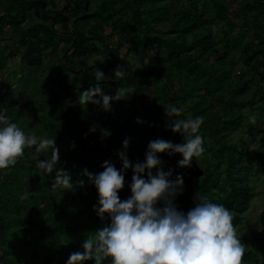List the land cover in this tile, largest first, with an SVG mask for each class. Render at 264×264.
I'll list each match as a JSON object with an SVG mask.
<instances>
[{
    "label": "trees",
    "instance_id": "trees-1",
    "mask_svg": "<svg viewBox=\"0 0 264 264\" xmlns=\"http://www.w3.org/2000/svg\"><path fill=\"white\" fill-rule=\"evenodd\" d=\"M47 1L0 0V10L6 9V14L0 13V37L8 26L16 31L20 29V25L34 12L41 18L22 30L16 49L6 46L0 53V74L6 58L14 56L17 51L22 54L21 62L25 67H41L46 44L60 39L66 41L67 47L57 54L52 69L62 77L66 76V81L82 90L96 83L93 75L96 68L103 71L102 66H110L114 72L122 66L128 69L127 76L112 77L111 81L107 78L103 86L108 93L114 94L123 84L127 87L128 97L113 100L111 109L105 111L95 103L82 105L78 95L67 92V89L52 98L48 90L41 94L43 101L36 102L40 111L46 114L47 110L49 117L51 112L56 115L52 122L46 124V127L50 126V132L42 133V136L56 137L58 148L62 139L69 138L68 149L60 154L58 167L69 173L72 186L53 188L54 173H45L44 178L40 175L42 170L37 167V159L46 157L41 154L35 158V146L27 148L16 164L0 169V264H66L72 252L84 251L85 239L94 238L95 230L109 222L101 219L93 207L98 203L99 194L85 169L92 173L103 171L106 160L118 169L122 168L119 153L124 148V136L130 138L126 152L133 164L145 160L150 140L164 138L174 143L183 142L181 133L166 126L165 104L182 107V118L199 115L205 118L201 125L205 151L198 160L194 157L190 166L181 167L177 162L182 154H159L165 171L173 169L172 179H176L177 174L183 175L184 190L175 198L178 208L187 212L195 206V197L200 193L214 202L223 203L231 209L233 222L240 221L254 196L249 177L261 168L260 163L254 165L255 160L264 157V152L248 150L243 143L234 140L236 135L241 138L249 135L245 122L250 116L245 117L241 97L250 91L249 102L258 97L264 105V70L254 63L256 54H264V0H254L240 10L230 12L238 24L228 20L229 29L241 34V31L253 28V36L247 47H243L240 58L252 67L247 70L257 76L247 78V70L244 69L231 81L229 88L222 84V58L208 64L200 60L213 45L211 22L201 16L206 15L211 6L214 7V15L227 14L228 4L222 0H188L181 6L178 5L180 0H103L100 13L88 8L90 3H98L99 0H69L66 10L70 4L75 5L68 36L56 31L60 21L57 15L50 21L46 20ZM198 2L201 3L197 7ZM171 8L175 9L167 16L169 29L162 35H154L157 25L151 23L148 16L156 15L159 21ZM92 19L95 21L93 24L90 22ZM105 21L120 32L114 44L108 43L101 35L98 24ZM127 28L129 33L126 35ZM100 39L105 44L103 50L97 45ZM131 48L148 59V66L129 69L122 65L121 62L130 56ZM195 52L200 55L198 60L193 56ZM222 52L220 57L226 54L224 49ZM178 68L181 71L175 86V80L167 73ZM161 75L170 79L163 80ZM66 81L61 84L67 85ZM137 105L144 114L139 120L129 113V110L137 111ZM118 113L124 114L126 120L118 118ZM72 122L75 125L72 126ZM93 125L96 131L90 130ZM101 128L109 129L111 136L114 133L118 135L116 145L109 138L107 144L99 146L103 137ZM166 158L174 162L167 165ZM132 176L133 169L129 168L125 186L119 191L121 199L131 195ZM83 180L86 181L85 191ZM23 194H26L25 198H22ZM37 216H42V219L38 221ZM239 238L242 243L251 245L245 249L242 264H264V257L257 252V245L264 248V239L245 235ZM110 259L106 258L102 264H110ZM84 264L95 262L90 259Z\"/></svg>",
    "mask_w": 264,
    "mask_h": 264
},
{
    "label": "clouds",
    "instance_id": "clouds-1",
    "mask_svg": "<svg viewBox=\"0 0 264 264\" xmlns=\"http://www.w3.org/2000/svg\"><path fill=\"white\" fill-rule=\"evenodd\" d=\"M114 73V78L126 77L128 69L118 66ZM93 75L96 83L79 95L82 105L92 102L107 111L113 100L128 97L123 84L114 94L104 91L103 82L108 77L101 69L96 68ZM182 112V107L165 104L166 126L181 133L183 142L164 138L150 140L145 160L133 164L126 152L130 138H125L119 153L122 168L106 160L103 171L92 173L85 169L99 194L98 203L93 207L101 219L109 222L95 230L94 238L85 239L84 251L72 252L66 264H84L90 259L102 264L106 258H111L110 264H242L245 244L237 235L231 209L200 193L195 197V206L187 212L175 203L177 195L184 190V178L177 174L172 179L173 169L165 171L159 154H182L177 163L184 167L190 166L193 158H199L205 151L201 133L204 116L182 118ZM250 119L254 122L255 115ZM90 130L96 131V126ZM100 131L103 136L111 135L107 128ZM33 146L36 153L46 157L37 159V167L42 170L40 175L44 178L45 173H54L53 188H70L69 173L58 167L56 137L26 132L0 108V169L16 164L25 150ZM129 168L133 169L131 195L121 199L119 191L125 186Z\"/></svg>",
    "mask_w": 264,
    "mask_h": 264
},
{
    "label": "rangeland",
    "instance_id": "rangeland-1",
    "mask_svg": "<svg viewBox=\"0 0 264 264\" xmlns=\"http://www.w3.org/2000/svg\"><path fill=\"white\" fill-rule=\"evenodd\" d=\"M67 1L69 0H48L47 5H45L46 11L44 12L47 21H50L51 18L54 17V15H57V18L60 21L58 22L55 29L65 36H68L71 33V25L74 20L73 13L75 5L70 4L68 7L66 6L68 8V10H66L65 5H67ZM102 1L103 0H99L98 3L92 2L88 5V8L100 13L102 11ZM214 1L215 0H213V2ZM222 1L228 4L227 14L216 16L214 15V7L211 6L209 11H207V14L201 16L204 20L211 22L210 29L212 30L211 32L213 45L210 48V51L201 58L198 52H195L193 56H195L197 60L200 58L201 62H203L204 64L216 63L218 62V59L222 58V60L220 61L222 63L220 70V73L223 76L222 84L223 86L229 88V84L231 83V81L239 77L242 70L252 68L249 64H247V62L242 61V58H240V53H243V47H247L248 40L252 38L254 31L253 28L249 27L247 30L241 31V34L235 33L232 29H229V23L227 21L231 20L232 23L238 24V20L235 18L234 14H230V12L234 9L240 10V8H242L245 4L251 3L254 0ZM187 2L188 0H180L178 5L181 6L182 4H185ZM200 3L201 2H198L196 4L197 7L200 6ZM174 9L175 8L169 9L167 14H164L165 16L159 21L156 20V15L150 14L148 16L151 23H155V25H157V31H153L154 35H162V32H165L169 29L170 21L167 16L168 14H172V11ZM57 10H60V13H57ZM0 13L6 14V9L0 10ZM106 14L107 13H105L104 15ZM93 19L90 21L91 24L95 22ZM40 20L41 18L34 12L33 16L31 18H28L25 23L23 22L20 25L21 28L17 31L9 28L8 26L6 28L7 30L0 37V53L6 48V46L9 49H16V45L22 30L32 26L35 21L38 22ZM98 25L100 27L99 29L101 30V35L103 34V37L106 39V41H108V43L110 44H114L120 32L118 30H114L108 21L99 23ZM88 28L92 29V26H89ZM158 29L162 31H159ZM124 33L127 35L129 33V28H127L126 32ZM121 37L124 38L123 35ZM236 37H239L236 41H234L235 39L231 40V38ZM97 45L102 50L105 48V44L102 39L97 41ZM66 47V41L64 40L57 39L51 43L48 42V44H46L44 48V64L41 67L35 69H30L29 67L27 68L23 65V63L21 62L22 54L18 51L14 56L8 57L5 60L3 72H1L0 74V108H3L4 112L10 117V119L14 122H17L18 125L22 127L26 132H30V129H32V132L41 137H44V135L42 136V133L46 134L50 132V126L46 127V124L48 122H52L56 118V115L51 112V115L49 117L47 110L46 114L42 113L40 111V106L36 103L37 101L39 102V100L43 101V95L41 94L46 93V90L49 91V97L51 98L59 94V91L64 92L66 89L67 92H70L71 94H77L79 98V95L82 91L90 88L84 87L81 90L80 87H77L71 82L69 83L68 81H66V76L62 77L56 70L52 69L56 61L57 54L61 53L63 49H66ZM132 47L134 46L132 45ZM148 49L152 51V49ZM222 49L226 51L224 57H220L221 55H223ZM139 52L140 51H134V49L131 48L129 54L130 56L128 58L126 57V61L121 62L122 65L129 69L136 66L139 68L145 67L148 64V59L144 56H140L138 54ZM254 63L255 65L260 67V70H264V54H256ZM102 67L106 77H108V80L111 81L113 79L112 77H114L115 75L114 72H111L112 67ZM113 67H116V65H114ZM180 71L181 70L178 68V70L168 71L171 73H167L171 78L175 80V86H177L178 74L180 73ZM245 73L247 74V78L257 76V74L253 71L249 72V70H247ZM182 75L185 77L187 76V74ZM258 76H261V74ZM161 78H163V80H168L169 77L167 78L165 75H161ZM63 81H66L67 85L61 84V82ZM262 83L264 84V81ZM39 89L42 92H40ZM104 91L108 93L107 90ZM241 99L244 103L241 108L244 109L243 112H245V117H251L252 115H255L256 119L253 122L250 117L249 119L246 118L247 121L245 122V127L248 128L249 135L246 138H241L240 135H236L234 140L237 141V143H243L245 145L244 147L248 150H257L258 153H262L264 152V105L262 106V103L258 97L249 102V99H251L250 91L248 94L243 95ZM88 103L93 104L92 102ZM137 106V111L133 112L132 110H129V113L136 115V119H140L144 116V114L142 113V108H140L139 105ZM123 116L125 115H120V113H118L117 115L118 118L122 117L123 121H125L126 118ZM49 125H51V123ZM71 125H75V122H72ZM33 126L35 128H33ZM109 138H111L112 143L116 145L118 135L114 133L113 136H103L99 146L107 144ZM125 138L126 137L124 136V139ZM68 140V137H65L61 140L59 146V155L64 153L68 149ZM40 155L41 154L36 153L34 154V157L36 158ZM173 162L174 160L171 158H166L165 160V163L167 165H170V163ZM259 163L261 165V168L259 170H256L255 173L251 174L249 177L254 188V196L251 200L250 206L243 213L240 221H238L237 223L233 222L234 227L236 228L237 235L239 237L245 235L264 239V157L257 158L254 165ZM83 184V190L85 191V180H83ZM25 196L26 194H23L22 198H25ZM36 219L40 221L42 219V216H37ZM248 248H251V245L245 243V249ZM257 252L262 258L264 257L263 246L257 245Z\"/></svg>",
    "mask_w": 264,
    "mask_h": 264
}]
</instances>
